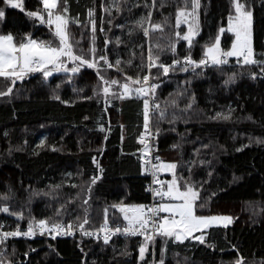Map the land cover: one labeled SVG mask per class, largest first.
<instances>
[{
    "label": "trees",
    "instance_id": "1",
    "mask_svg": "<svg viewBox=\"0 0 264 264\" xmlns=\"http://www.w3.org/2000/svg\"><path fill=\"white\" fill-rule=\"evenodd\" d=\"M112 2L67 0V15L80 21V24L70 23V31L74 40H80L83 33L81 46L87 49L90 46V25L88 28L83 26L88 25V10L94 9L97 48L103 47L107 32L112 41L108 45L111 61L114 62L117 56L126 61L135 51L133 66L125 69L128 75L135 76L141 49L133 46L144 45L146 56L149 43L162 46L167 43L174 23L175 0H166L163 7L161 0H156V6L151 9L152 20L161 22L164 27L162 31L152 33L149 42L139 30L130 36L128 29L133 27L136 18L147 14L149 9L145 4H151V0H117L119 11L115 8L104 11ZM245 2L253 11L256 58L264 59L260 55L264 53V0ZM22 4L24 10L0 0V8L5 12L0 21V34L11 33L19 39L20 34L38 29L35 38L50 40L47 25L39 27L38 22L26 15V11L41 7L40 0H22ZM198 11L200 32L192 46L194 59L200 58L201 46L216 35L218 27H226L227 17L233 10L231 0H200ZM165 17H168V23H164ZM101 25L104 32L100 31ZM181 30L187 31L186 25H181ZM116 37L122 43L116 44ZM229 37L234 39L231 33L221 37L222 46L230 47ZM186 48L187 42L183 40L176 45L180 56L186 54ZM172 59L173 54L167 50L160 55L164 63H171ZM233 65L223 66L222 71L209 67L198 76L189 70L169 72L167 77H160L162 83L156 90V97L161 108H165L170 94L177 99L179 106L168 105L165 118L159 120V113L152 112V125L154 129H160L157 153L163 161L179 162L177 172L185 176L190 166L187 162L196 161L191 165L192 180L203 182L201 196L215 193L200 214L233 217V223L227 227L207 229L204 244L194 240L174 243L169 239L163 253L164 264H235L240 256L244 257V264H264V78L249 76V72L258 73L256 66L241 68ZM155 71L153 69V73ZM232 72L238 73L236 80L225 85L224 81ZM67 75L71 74L54 73L45 82L39 73L31 74L22 83L17 82L11 95L0 97V207L7 204L10 212L24 214V220L18 221L16 217L0 212V221L24 224L29 215L65 222L77 215L83 218L80 205L87 197L81 189L86 187L85 181L89 177L98 174L93 158L103 168V174L92 186L88 201L90 223L85 227H99L105 207L115 203L147 205L151 201L152 194L147 189L152 177L143 172L140 159L143 146L138 140L144 130L142 99H113L105 105L93 92L98 80L95 70L82 69L71 81ZM106 75L123 79L116 68L107 70ZM57 84L59 88H56ZM5 87L0 83V90ZM53 89L60 100L52 98ZM177 93L182 95L177 96ZM192 96L195 102L185 110ZM64 100L69 103H62ZM229 108L233 110L230 119L211 118L217 112L227 114ZM174 144L179 147L173 148ZM238 148L242 150L237 151ZM196 149H199L198 155ZM200 160L206 163L201 164ZM160 178L167 180L171 176L163 173ZM58 184L61 187L53 189ZM77 193H80L79 197ZM5 194L8 200L3 199ZM64 203L65 215L56 217V210ZM108 222L125 221L109 207ZM142 241L143 238L117 237L105 244L82 236L19 239L6 245V257L13 264H147L153 251L148 247L144 260H140ZM163 247L165 242L159 238L157 261Z\"/></svg>",
    "mask_w": 264,
    "mask_h": 264
},
{
    "label": "snow or ice",
    "instance_id": "2",
    "mask_svg": "<svg viewBox=\"0 0 264 264\" xmlns=\"http://www.w3.org/2000/svg\"><path fill=\"white\" fill-rule=\"evenodd\" d=\"M166 0H161V7ZM8 5L14 8L23 9L22 0H6ZM41 7L36 10L26 11L29 18H33L39 24L47 25L50 32V40H42L34 38L31 32L22 33L17 39L11 33L0 34V83H4L6 87L0 90V97L9 96L13 93L17 82H23L26 77L31 74L39 73L44 81L52 77L54 73H65L69 81L79 74L82 69L95 70L98 77L97 84L93 88L94 95L101 98L105 105L111 103L113 99H125L136 97L143 101V128L144 133L139 137V143L143 145L140 149L142 155L140 159L144 165L143 172L148 173L152 177V185L147 189L152 193L153 202L151 204H134L124 203L123 201L115 203L104 209V218L100 227L97 229L86 228L85 225L89 221L88 201L91 199L92 186L102 178L103 168L99 162L94 159L97 165L98 174L92 175L85 181V188H82L87 198L83 199L80 205L83 218L80 215L73 217L68 221L62 219L40 218L37 219L29 215L26 230H21L19 223L14 230L4 231L3 224L0 223V264H13L12 260L6 257V241L10 237H35L37 234L51 236L56 239L57 236H75L77 232L81 236L101 238L103 233V241L105 244L109 242L111 237L117 233L126 237H135L137 235L143 237V241L139 245V258L144 260L145 252L149 245L155 246L156 238L159 237L165 242V247L161 249V258L159 261L153 259L150 264H164V251L166 243L171 239L174 243H183L185 240L199 241L201 244L206 242L207 229L213 225L223 224L227 227L232 223L231 216L221 215H205L200 214L201 210L207 208L211 196L202 197L203 190L202 181L192 180L191 165L196 161H188V175L178 173V163L176 161H163L159 156L152 157L153 145L150 139L154 140L159 134V127L155 128V132L150 127V111L158 112V120L165 118V109L168 105L178 107V101L170 94V100L165 102V108H161L160 102L156 97V90L162 83L160 77H167L169 72H188L192 71L193 75H202L203 70L209 67H217L223 70V66L229 65L230 58H235V65L241 68L245 66H256L257 72H249L252 79H256L257 75L264 78V59H257V54L253 47V11L251 6L245 0H231V9L227 17V25L218 27L217 33L211 37L208 42L201 46V55L199 59L192 56V46L194 38L200 32L199 8L200 0H175V17L174 23L171 25L172 33L165 45L159 43L153 45L149 43L147 55L144 54V45H134L139 47L140 59L135 65L137 71L135 76L128 75L126 67L133 66V59L137 53L132 51L130 58L126 61L117 56L113 61L108 56V44L112 41L108 38L107 32L104 34L103 47L97 48V26L95 20V10H88V28L90 25V46L85 49L81 46L83 33L80 40H74L70 31V23L80 24L75 18H70L67 7V0H40ZM156 6V0H151V4H145L149 9L146 15H140L132 24L133 27L128 29L131 36L133 32L139 30L144 37H150V33L156 30H163L164 24L161 22H152L151 9ZM112 8L120 10V4L117 0H113L112 4L104 8V11L110 12ZM5 16L3 8H0V21ZM111 23V20H109ZM164 23H168V17L164 18ZM181 25H186L187 31L181 30ZM35 26V25H34ZM118 27H125L118 25ZM101 32L104 28L101 25ZM231 33L234 39L231 40L230 47L222 46L221 37ZM180 40L187 42L186 54L180 56L177 53L176 45ZM116 44L122 43L119 37L115 39ZM155 49V51H154ZM165 50L173 54L171 63H164L160 60V55ZM264 56V53L260 54ZM116 68L121 73L123 79H117L106 75L107 70ZM103 69V71H102ZM153 69H156L153 73ZM200 69V72L196 70ZM238 76L237 72H232L224 81V84L233 83ZM190 83V81H185ZM60 85L57 84L56 88ZM182 95L177 93V96ZM52 98L60 100L61 97L53 89ZM83 99H92V97H82ZM195 102L192 96L189 103L185 105V110L190 109ZM68 104V100L62 101ZM232 109H228V113L217 112L212 119H230ZM87 119V117H85ZM176 119L173 114V120ZM251 119V117H249ZM171 122V121H170ZM103 130V125H101ZM44 144V141H41ZM53 150L55 146H52ZM173 148L179 147L172 145ZM205 147H207L205 145ZM242 149L238 148L237 151ZM197 155L199 149H196ZM155 160V162H153ZM199 163L204 164L206 161L200 160ZM170 174V179H161V174ZM71 175V174H68ZM211 176V173H208ZM76 187V185H73ZM61 185L53 186V189L60 188ZM37 194V193H34ZM51 193H45L49 195ZM80 193H77L79 197ZM4 200L9 197L5 194ZM67 203V202H66ZM66 203L61 204L56 210L55 216L62 217L65 215ZM87 205V207H85ZM111 207L120 215L126 224L121 227H110L108 222V208ZM0 212L10 214L17 218L18 221L24 220L23 212H10L7 204L0 207ZM196 233H199L196 235ZM209 247L214 245L209 244ZM234 247V246H233ZM83 251V249H81ZM15 249H13V254ZM127 254V253H125ZM27 256V253L24 254ZM235 264H244V257L237 258Z\"/></svg>",
    "mask_w": 264,
    "mask_h": 264
},
{
    "label": "built area",
    "instance_id": "3",
    "mask_svg": "<svg viewBox=\"0 0 264 264\" xmlns=\"http://www.w3.org/2000/svg\"><path fill=\"white\" fill-rule=\"evenodd\" d=\"M151 33H152V32H151ZM151 33H150V34H151ZM151 116H152V112L150 111V127L152 128V131L155 132V131H154V128H153V126H152ZM143 133H144V132H143ZM139 137H140V136H139ZM156 137H157V136H155L154 140H151V139H150V144L153 145L151 155H152V157L159 156V157L161 158V160H162V157L157 153V151H158V146H157V144H156ZM153 162H155V160H154ZM150 176H151V175H150ZM151 185H152V182H151ZM151 194H152V193H151ZM152 202H153V196L151 197V201L149 202V204H151ZM0 223L3 224V229H2V230H4V231H11V230H14V229L16 228V226H17V223H16V222L14 223V222H12V221H8V220H2V221H0ZM26 224H27V223H24V224L19 223V227H20V229H21V230H26ZM125 224H126V223H125ZM125 224H117V225L123 227ZM117 225H111V224H109V226H110V227H113V228L116 227ZM86 228H89V227H86ZM97 228H99V227L91 228V229H97ZM100 235H101V238H100V239H96L95 237H88V236H82V237H83V238H87V239H89V240H98V241H100V240H103V238H102L103 233H101ZM77 236H81L79 232H77L75 236H63V237L75 238V237H77ZM42 237H49V238H51V236H48V235H40V234H37L35 237H27V238H26V237H10V238L7 239L6 244H9V243H11L12 241L19 240V239H20V240H36V239H39V238H42ZM59 237H61V236H57L56 238H59ZM117 237H120V238H133V237H131V236L126 237V236H124V235H122V234L117 233V234L113 235L109 241H111V240H113L114 238H117ZM135 237H140V236L137 235V236H135ZM156 239H157V238H156ZM153 259L156 260V241H155V246H154V249H153ZM153 259H152V260H153ZM152 260H151V261H152ZM151 261H150V262H151ZM156 261H157V260H156ZM150 262H149L148 264H150Z\"/></svg>",
    "mask_w": 264,
    "mask_h": 264
},
{
    "label": "rangeland",
    "instance_id": "4",
    "mask_svg": "<svg viewBox=\"0 0 264 264\" xmlns=\"http://www.w3.org/2000/svg\"><path fill=\"white\" fill-rule=\"evenodd\" d=\"M213 215H218V214H213ZM221 216H231V215H221ZM232 217V216H231ZM233 218V217H232ZM232 223H233V220H232ZM231 223V224H232ZM231 224H228V225H231ZM227 225V226H228ZM213 226H224L223 224H220V225H213ZM196 235H197V233H196Z\"/></svg>",
    "mask_w": 264,
    "mask_h": 264
}]
</instances>
